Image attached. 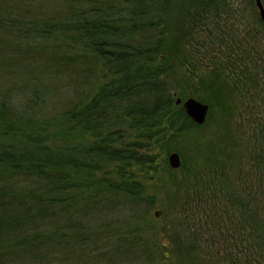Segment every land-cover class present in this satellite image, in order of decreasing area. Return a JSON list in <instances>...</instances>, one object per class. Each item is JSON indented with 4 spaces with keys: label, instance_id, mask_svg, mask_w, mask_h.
I'll return each instance as SVG.
<instances>
[{
    "label": "trees",
    "instance_id": "1",
    "mask_svg": "<svg viewBox=\"0 0 264 264\" xmlns=\"http://www.w3.org/2000/svg\"><path fill=\"white\" fill-rule=\"evenodd\" d=\"M223 8L220 0H0V69L18 74L0 83V264H156L161 252L145 238L158 231L113 230L124 225L109 214L116 198L134 211L143 207L144 185L126 166L142 164L141 150H159L167 166L172 150L182 153L178 138L202 128L176 105L177 96L211 107L217 97L230 105L263 89L264 67L238 55L242 46ZM196 30L237 44L227 61L195 77L186 39ZM81 67L96 89L48 115L57 73ZM228 178L221 172L209 179L218 189ZM214 191H196L202 202L195 206H213ZM218 191L240 220L260 227L243 196ZM137 216L148 220L142 211ZM112 239L111 249L102 245Z\"/></svg>",
    "mask_w": 264,
    "mask_h": 264
},
{
    "label": "rangeland",
    "instance_id": "2",
    "mask_svg": "<svg viewBox=\"0 0 264 264\" xmlns=\"http://www.w3.org/2000/svg\"><path fill=\"white\" fill-rule=\"evenodd\" d=\"M220 1L225 3L222 17L230 19L235 40L241 43L238 55L245 57L249 64L257 63L264 67V28L258 22L255 0ZM262 2L264 4V0ZM221 35L217 32L209 39L205 33L196 30L186 39L187 51L194 52L197 59V69L193 71L195 77L208 75L215 62L217 65L219 60L227 61L230 49L236 48L235 40L221 41ZM198 41L205 42L204 46H199ZM251 47L254 48L250 51ZM246 51L248 53L244 54ZM72 68L76 69V66ZM39 69L36 68V71ZM81 70L86 71L83 67ZM3 71L0 69V83L17 80L18 74ZM62 71L57 73L59 89L50 100L48 115L73 104L88 87L94 91L97 86L95 77L92 79L85 72ZM261 79L264 83V73ZM90 84H95L92 89ZM217 98L212 100L202 128L192 129L191 133L178 138L176 146L182 153L172 152L179 153L182 160L180 168H170L168 156L172 152L166 157V166L163 161L165 156L159 150L150 153L141 150L145 154L142 164L126 166L144 185L143 198L139 202L143 203V207L134 211L126 198L118 197L115 199L118 208L107 212L110 215L116 212L115 218L123 217L117 222L124 225L113 228L116 235H129L137 225H143V229L148 225L158 231L156 236L145 238L152 250L156 247L161 252L156 256L159 257L156 264H264V137L260 131L264 127V85L263 89H250L244 101L232 100L230 105ZM223 165L226 168L221 167ZM190 169L192 172L189 174ZM221 172L229 178L223 182V188L217 189L211 179L216 177V173L221 178ZM191 173H198L197 177ZM206 176L211 179L204 183L201 178ZM210 188L215 190V196L209 197L213 206L204 196L209 204L195 206L202 202L196 191L210 194ZM218 190L235 191L243 196L257 216L260 227L254 228L251 219L240 220L239 210L234 213L225 199L227 194L224 196V192ZM147 198H152L153 203ZM187 199L189 203H186ZM141 211L148 220H138L137 215ZM114 239L102 242V245L111 249ZM191 245L194 248L187 253L185 249Z\"/></svg>",
    "mask_w": 264,
    "mask_h": 264
},
{
    "label": "water",
    "instance_id": "3",
    "mask_svg": "<svg viewBox=\"0 0 264 264\" xmlns=\"http://www.w3.org/2000/svg\"><path fill=\"white\" fill-rule=\"evenodd\" d=\"M259 16L264 23V4L262 0H255ZM176 105H182L186 115L196 124L202 125L205 123L208 113L209 105L197 100L194 97H189L185 100L178 97L175 101ZM168 163L170 168L178 169L182 165V160L178 152H172L168 156Z\"/></svg>",
    "mask_w": 264,
    "mask_h": 264
}]
</instances>
